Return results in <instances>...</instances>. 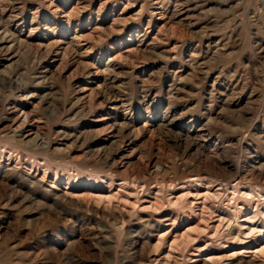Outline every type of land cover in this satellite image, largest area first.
<instances>
[{
  "label": "rangeland",
  "instance_id": "rangeland-1",
  "mask_svg": "<svg viewBox=\"0 0 264 264\" xmlns=\"http://www.w3.org/2000/svg\"><path fill=\"white\" fill-rule=\"evenodd\" d=\"M261 234L264 0H0V264H264Z\"/></svg>",
  "mask_w": 264,
  "mask_h": 264
},
{
  "label": "bare ground",
  "instance_id": "bare-ground-1",
  "mask_svg": "<svg viewBox=\"0 0 264 264\" xmlns=\"http://www.w3.org/2000/svg\"><path fill=\"white\" fill-rule=\"evenodd\" d=\"M194 182V181H193ZM108 183V182H107ZM197 183V182H196ZM124 184V183H123ZM199 186L195 187L193 190L187 187H183L181 190L184 192L186 196L193 195V201L199 200L200 203L196 204L198 208L203 209L204 207H207V200L216 197L219 193V189H213L211 185H209L206 182L198 184ZM106 186V185H105ZM93 187V186H92ZM117 189H113L111 185L108 186V191L103 193L101 189H98L97 196H95L100 201H105L108 205L112 204V202H118L123 203V201L127 200L129 198V195L126 194L124 191H126L121 183L116 186ZM181 188V187H180ZM220 188V187H219ZM233 189V188H232ZM231 189V190H232ZM94 190V189H91ZM242 192H248L247 190H241ZM239 192V190H238ZM250 193V192H249ZM152 194V193H151ZM235 194V193H234ZM233 194V195H234ZM219 196V195H218ZM236 196V195H235ZM240 196V195H239ZM242 196V195H241ZM157 197V196H156ZM169 197V196H168ZM234 197V196H233ZM232 197V198H233ZM248 197V194H247ZM183 197L180 195L178 197H174L173 201L174 203L179 202ZM184 199V198H183ZM192 200V197H191ZM198 203V202H197ZM195 205V204H194ZM152 207V206H151ZM208 208V207H207ZM210 208V207H209ZM206 209V208H205ZM196 211V210H195ZM204 211V209H203ZM200 211V212H203ZM238 211V210H237ZM236 211V212H237ZM240 211V210H239ZM244 219L240 222L239 226L242 228V234L245 233H252L256 230H262V226L259 224V222L256 220V217L253 213H246L244 216ZM214 225V224H213ZM214 229V228H213ZM220 229V228H219ZM222 231V230H221ZM186 235H184V238L189 235V230L186 231ZM240 238V234L238 236ZM262 239H264V234H261ZM202 240V239H201ZM258 246V245H257ZM257 253H264V241L257 247ZM239 254V253H238Z\"/></svg>",
  "mask_w": 264,
  "mask_h": 264
}]
</instances>
